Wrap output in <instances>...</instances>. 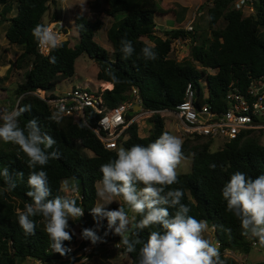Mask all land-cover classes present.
<instances>
[{"label":"trees","instance_id":"1","mask_svg":"<svg viewBox=\"0 0 264 264\" xmlns=\"http://www.w3.org/2000/svg\"><path fill=\"white\" fill-rule=\"evenodd\" d=\"M102 1L107 6L106 14L111 18L120 13L127 14L125 19L114 22L108 29L112 54L95 41V33L104 27V22L99 18L103 13L102 5L99 0H94L86 7L88 11L80 15V9L75 15L78 45L73 48L67 40L52 49L49 55H43L38 50L32 30L37 24L47 25V21L60 20V0H0V28L9 22L5 37L10 45H16L21 51L13 66L25 70L24 82L12 91L17 104L10 106L9 111L29 107L30 111L23 112L18 118L19 126L23 128L28 121L35 119L41 133L56 140L49 151L58 150L61 154L59 159H51L43 167L37 165L30 168L28 157L18 145L0 140V172L7 167L17 185L15 189L5 190L4 179L0 176V264H19L28 260L41 264H77L81 260L75 253L61 256L52 251L41 216L32 218L36 223L35 235H26L20 228L17 213L32 202L26 195L29 190L27 180L32 171H46L52 190L50 198L64 196L61 190L64 181L70 183V187L75 185L78 196L69 198L76 199L84 214L79 219L69 220L71 230L79 225V234L82 229L88 228L103 236L107 229L104 223L97 229L91 208L97 206L96 188L102 179L100 167L115 159L117 151L107 150L85 124L86 121L95 127L100 116L87 110L84 121L60 114L57 123L50 119L57 112L33 94L38 90L51 92L59 83L73 78L76 61L82 55L87 54L97 64V81L113 87L102 93L107 107L116 108L133 100L132 91L137 88L143 111L155 112L149 119L152 127L147 137L139 135L137 123L125 131L120 142L126 149L136 144L147 146L167 132L166 119L160 112L173 111L183 103L190 83L196 90L197 104H211L222 111L228 107L226 96L230 89L238 88L246 92L252 82L264 78V0L259 7L255 2L254 12L249 15L235 8V0H206L200 10L207 12V37L197 28L192 31L183 28L161 30L156 24V16H178V13L172 5L161 6L160 0ZM14 2L18 4V12L10 18ZM92 15L96 16L93 21L90 19ZM144 38L155 46L154 51L158 54L155 60H145L141 55V49L151 45ZM122 39L130 40L135 49L128 59H124L120 52ZM180 39H190L192 46L190 57L179 62L170 54L174 42ZM51 56L56 57V63L49 62ZM209 70L214 73H209ZM113 75L119 83L112 79ZM133 116L135 114L131 111L127 119ZM263 140L264 130H250L216 150L215 141L211 139L185 138L183 152L187 158H192L191 172L178 174V182L166 189L182 190L184 196L181 202L190 208L189 215L206 220L209 227L215 230L224 264H239L235 258L226 256L228 250L248 255L254 247H260L254 238L241 234L240 221L227 210L222 188L237 171L252 178L264 174ZM210 164L216 167L212 169ZM124 207L130 215L132 211L127 205ZM169 211L174 213L175 209L170 208ZM141 218L136 214L137 221ZM224 229H230V234H226ZM154 230H159V227L151 226L139 232L141 243L137 244L135 252L128 253L121 245V251L131 260L130 264H138L139 249ZM114 236L112 240L118 243L120 237ZM129 236L130 239L137 238L131 233ZM89 242L80 241L73 235L70 242H64V246L67 249L80 244L82 248ZM104 247L106 242L101 243V251ZM246 264H264V261Z\"/></svg>","mask_w":264,"mask_h":264},{"label":"clouds","instance_id":"2","mask_svg":"<svg viewBox=\"0 0 264 264\" xmlns=\"http://www.w3.org/2000/svg\"><path fill=\"white\" fill-rule=\"evenodd\" d=\"M86 3L87 0H84L79 5L80 15L88 11ZM32 35L41 49L52 50L60 46L56 33L47 25L37 24ZM120 44L123 58L131 57L135 51L132 42L122 39ZM154 47L146 45L141 49L145 60L157 58ZM49 62L56 63V57L51 56ZM112 79L119 83L115 75ZM25 111H30V108L0 111V140L18 145L28 157L30 168L37 165L43 167L49 160L59 159L61 154L58 150L49 151L56 140L41 133L35 119L28 121L23 128L19 126L18 118ZM64 111L65 108L59 106L58 112L50 119L59 123L60 114ZM185 159L183 140L169 132H163L147 146L120 147L116 158L100 167L102 179L98 182L96 195L102 203L91 208L97 229L102 227L104 219L107 220V229L100 236L96 231L85 228L80 238L95 245L106 242L104 238L112 233L120 237L116 246L123 245L128 253H132L141 243L139 232L158 226L159 230L151 231L140 247L138 264H224L219 248L204 236L208 222L189 215L190 208L181 202L184 196L182 190H166L178 182L177 168ZM209 167L214 169L216 165L210 164ZM19 175L22 177L23 173ZM0 176L4 179L5 190L15 189L17 185L7 167L3 168ZM27 185L29 190L26 195L32 202L17 213L20 228L26 235H35L36 223L32 218L41 216L52 251L66 255L71 250L65 248L64 242H70L75 235L69 220L82 217L83 208L77 205L76 199L66 195L50 198L52 190L46 171H32ZM68 187V182L64 181L61 190L66 191ZM76 190L72 188V191ZM116 197H121L128 209L142 218L138 221L135 216L130 218L124 206L110 210L107 206L116 202ZM222 198L226 201L227 210L240 221L241 234L254 238L260 247H264V174L252 178L240 171L233 173L222 188ZM170 208L175 209L174 213L169 211ZM224 231L226 234L231 232L230 229ZM130 233L137 238L130 239Z\"/></svg>","mask_w":264,"mask_h":264},{"label":"built area","instance_id":"3","mask_svg":"<svg viewBox=\"0 0 264 264\" xmlns=\"http://www.w3.org/2000/svg\"><path fill=\"white\" fill-rule=\"evenodd\" d=\"M255 2V0H235L234 5L237 10L251 14L254 12ZM62 12L64 16L65 13ZM62 17L58 20L61 22L60 25L56 20L47 24L56 33L59 44L67 41L69 36V27L63 23ZM38 50L43 55H49L51 52V50L41 49L39 46ZM102 86L96 89L90 85L74 87L61 96L43 90H38L33 94L47 102L50 108L56 112L62 105L65 108L62 115L65 116L85 121L87 110L99 115L100 118L95 127L85 121L86 126L92 129L107 150L118 151L120 147H123L120 139L125 131L137 123L138 115L145 111L142 109L137 88L132 91L133 100L116 108H109L102 96V93L107 89ZM195 99L196 90L190 83L186 90L185 101L173 111H164L174 115L178 120V131L184 138L204 137L215 142L221 141L225 145L238 139L247 131L264 130V78L252 82L246 92H241L238 88L230 89L226 96L228 107L222 111L215 109L211 104H197ZM131 111L135 116L127 119V114ZM146 113L154 114L155 112ZM216 244L220 249V243L217 241ZM254 245L257 246V243ZM100 247L101 243L99 242L95 245L89 242L82 248L78 244L67 248L71 250L67 254L75 253L76 257L81 258L77 263L80 264V262L88 261L94 251ZM118 248L122 249V246L120 245ZM234 253L230 250L225 252L226 256L230 257L234 256Z\"/></svg>","mask_w":264,"mask_h":264},{"label":"rangeland","instance_id":"4","mask_svg":"<svg viewBox=\"0 0 264 264\" xmlns=\"http://www.w3.org/2000/svg\"><path fill=\"white\" fill-rule=\"evenodd\" d=\"M93 1L94 0H87L86 6H89V4ZM255 1L257 3V7H259L261 0ZM61 2L62 8L66 11L64 16L61 15V17L63 16L62 21L69 27V36L67 37V40L70 41V46L74 48L79 43V33L74 23L75 15L80 9L79 5L82 4L84 0H61ZM99 2L101 3V9L103 10V13L101 14V16H99V18L104 22V27L95 33V41L112 54L113 47L108 40V29L114 22H120L125 19L127 17V14L120 13L116 15V17L111 18L105 12V9L107 8L106 4L102 0H99ZM205 3L206 0H160L161 6H174L177 10L178 16H175L174 14L156 16V24L158 26H163L166 29L183 28L187 31H192L193 29L197 28L199 33H205V37H207L208 34L206 33V31L209 28L207 12L200 10V7ZM17 12L18 4L17 2H14L12 4V12L10 18L14 17ZM246 14L249 15V13ZM90 19L93 21L96 19V16L92 15ZM45 20H48V18H45ZM8 25L9 22H7L5 25H3V27L0 28V111H9L10 106H16L17 99L13 95L12 91L18 84L24 82L25 73V70H18L13 66V63L15 62L21 51L16 45H10L8 43L5 37V32ZM158 35L162 36V34ZM144 41L153 45L147 38H144ZM191 46L192 41L190 39L176 40L173 44L170 57L176 59L179 62L187 59L188 57H190ZM98 70L99 69L95 61L91 59L87 54H84L76 61V75L71 79L59 83L49 93L61 96L72 88L84 86L89 82L92 84L90 85L92 88H99V82L96 79ZM209 73L213 74L214 71L209 70ZM102 87H104V89L109 88L108 86H106V84H104ZM160 114L166 119L167 132L180 137L184 142L185 138L178 131V120L174 117V115L172 116L170 114H167V112H161ZM152 115L153 114L146 112L138 115L136 122L139 125V135L142 138L149 135V131L152 127L149 119ZM262 142L264 143V140ZM223 146L224 144L221 141H216L214 143V149L216 150L221 149V147ZM86 153L90 152L86 151ZM191 168L192 158L189 157L181 162V164L177 168V173L188 174L191 172ZM68 185V189L66 191H62V194L68 197L78 196L77 190L72 191V188L75 187V185L73 184V187H70V183ZM115 200L116 202H113L107 206L110 210L117 209L119 206L125 205L122 198L116 197ZM100 203H102V201L98 197L97 205H99ZM133 216H135L136 218V213L130 212L129 217L131 218ZM101 223H104L107 227L106 219L101 221ZM79 229L80 226L78 225L73 231L75 232L77 239L81 241ZM204 236L217 246L215 230L213 228L208 227V230L204 233ZM112 238L114 239L115 236L113 234H110L108 236V239L106 240V247H104L102 251L101 248L96 249L90 256L88 261H85L83 263L80 262V264H129V258L125 254H123L121 248H118L116 246L117 243L115 242V240H112ZM231 257L235 258L239 262V264L263 262L264 248L254 247L248 255L235 252L234 256ZM19 264L40 263L35 260H28L27 262L20 261Z\"/></svg>","mask_w":264,"mask_h":264},{"label":"crops","instance_id":"5","mask_svg":"<svg viewBox=\"0 0 264 264\" xmlns=\"http://www.w3.org/2000/svg\"><path fill=\"white\" fill-rule=\"evenodd\" d=\"M62 2H61V0H60V14L62 15V11H64V13L66 12L63 8H62V4H61ZM87 7V6H86ZM107 9V8H106ZM106 9H105V11H106ZM80 10V9H79ZM47 21V20H46ZM105 83H99V86H101V85H104ZM106 84H108V83H106ZM85 85H92L90 82L89 83H86ZM84 85V86H85ZM112 86V85H111ZM112 88L113 87H111V88H108V89H110V90H112ZM108 239V238H107ZM106 239V240H107ZM124 254V253H123ZM126 255V254H125ZM127 256V255H126ZM128 257V256H127ZM129 258V257H128ZM126 260V259H125ZM129 260V264L131 263V260H130V258L128 259Z\"/></svg>","mask_w":264,"mask_h":264},{"label":"water","instance_id":"6","mask_svg":"<svg viewBox=\"0 0 264 264\" xmlns=\"http://www.w3.org/2000/svg\"><path fill=\"white\" fill-rule=\"evenodd\" d=\"M159 28H160L161 30H162V29H164V27H163V26H160Z\"/></svg>","mask_w":264,"mask_h":264},{"label":"bare ground","instance_id":"7","mask_svg":"<svg viewBox=\"0 0 264 264\" xmlns=\"http://www.w3.org/2000/svg\"><path fill=\"white\" fill-rule=\"evenodd\" d=\"M109 88H111V87H109Z\"/></svg>","mask_w":264,"mask_h":264}]
</instances>
